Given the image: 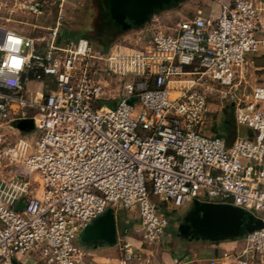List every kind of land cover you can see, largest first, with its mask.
<instances>
[{
  "label": "built area",
  "instance_id": "1",
  "mask_svg": "<svg viewBox=\"0 0 264 264\" xmlns=\"http://www.w3.org/2000/svg\"><path fill=\"white\" fill-rule=\"evenodd\" d=\"M219 5L215 17L198 8L168 26L155 13L135 46L107 49L64 39L60 18L43 36L0 25V43L6 31L33 42L18 84L6 69L0 75V264H145L128 240L117 239L116 258L101 262L78 238L120 206L153 244L168 227L165 211L194 199L263 223L208 264H264V86L255 77L264 0ZM6 59L0 52V68ZM223 108L245 129L229 144L204 133ZM24 118L33 130L16 128Z\"/></svg>",
  "mask_w": 264,
  "mask_h": 264
},
{
  "label": "rangeland",
  "instance_id": "2",
  "mask_svg": "<svg viewBox=\"0 0 264 264\" xmlns=\"http://www.w3.org/2000/svg\"><path fill=\"white\" fill-rule=\"evenodd\" d=\"M0 0V25L14 28L22 33H30L35 36H43L46 34L48 27L53 25L56 19L60 18L61 22V35L64 39L74 38L76 36H86L90 39L93 46L103 48L110 46L115 42H121L126 45L135 46V39L137 33L135 31L118 32L112 29L107 21V17L104 13V0H66L61 6L58 3H53L51 0ZM220 0H199V2L193 1L192 10L202 6H209L212 4V8L215 9L216 2ZM35 2L38 5H35ZM36 7V8H35ZM181 8L177 7L168 12L164 17V24L172 25L174 22L180 19H185L192 14L190 11L187 15L182 16L180 14ZM186 14V13H184ZM257 77V76H255ZM259 77V76H258ZM262 79V81H261ZM259 78V83L264 86V79ZM101 105L114 107L116 102L113 100L98 101ZM211 123L205 128L204 133L220 134L226 138L228 144L238 134H243L245 129H237L233 120L231 110L223 108L222 113L213 114L211 116ZM30 139H34V132L28 133ZM163 208V205L160 206ZM115 217L117 218V227L120 230V236L122 233L127 232V224L136 221L135 212L127 209H123L120 206L114 207ZM194 206L193 203H187L183 207L165 211L168 223H177V226L182 223L183 220L180 216L190 217L193 215ZM130 222V223H129ZM188 223L181 224L179 229H188ZM183 238L196 237L199 234L191 233L189 231H182ZM125 234V233H124ZM234 239L230 237L228 239ZM94 248V246H92ZM116 248V246H115ZM108 250H106L107 252ZM105 252V253H106ZM104 253V252H101ZM27 264H41L38 262Z\"/></svg>",
  "mask_w": 264,
  "mask_h": 264
},
{
  "label": "water",
  "instance_id": "3",
  "mask_svg": "<svg viewBox=\"0 0 264 264\" xmlns=\"http://www.w3.org/2000/svg\"><path fill=\"white\" fill-rule=\"evenodd\" d=\"M182 0H109V11L112 24L123 30L130 27H141L149 18L166 8L176 5ZM134 98L130 99L133 102ZM22 132L33 130V121L30 118L19 120L15 124ZM20 199L16 209L23 205ZM194 206L193 215L186 223L192 233H197L196 238L202 237L209 241H219L230 237H240L245 232H251L263 226L261 219L253 216L240 207L227 203L192 200ZM79 244L85 249L94 250L100 244L115 246L117 243V229L115 213L108 208L102 215L92 220L81 232ZM94 246V248L92 247ZM12 264H19L12 260Z\"/></svg>",
  "mask_w": 264,
  "mask_h": 264
},
{
  "label": "crops",
  "instance_id": "4",
  "mask_svg": "<svg viewBox=\"0 0 264 264\" xmlns=\"http://www.w3.org/2000/svg\"><path fill=\"white\" fill-rule=\"evenodd\" d=\"M193 1L199 2V0H182L176 5L163 9L156 14L164 19L168 12H171L172 9L177 7H183L180 11L182 16L187 15L190 11L194 13L196 9H194V11L192 10L194 4H192ZM220 1L227 2L230 0ZM216 5L215 9L212 8V4L209 6L203 5V7L200 6L198 8L202 9L205 15L215 17L219 11V1L218 3L216 2ZM139 28H133L130 31L133 30L137 32ZM255 63L258 67L256 78L258 80L259 78L264 79V55H258L255 58ZM211 134L214 133L211 131ZM135 217L136 221L129 222L130 224H127V232H124L125 234L122 233L121 236L116 222L117 239L130 241L136 248V254L145 260V264H208L209 259L217 256L223 249L232 248L237 244L236 241L238 240L237 238H232L219 241H209L202 237H199L198 239L183 238L178 230L179 225L177 226V223L174 224V222H169L168 227L165 229V235L159 241L153 244H144L140 235L134 231V228L138 223V217L136 214ZM188 218L189 217L180 216V219L183 220L180 224H183ZM115 219L117 220L116 217ZM106 250L108 251L106 252ZM93 251L96 259L101 262L115 259L118 254L117 247L115 248V246L107 245L105 243L96 246ZM31 263H33V261H31ZM133 264H136V262H133Z\"/></svg>",
  "mask_w": 264,
  "mask_h": 264
},
{
  "label": "clouds",
  "instance_id": "5",
  "mask_svg": "<svg viewBox=\"0 0 264 264\" xmlns=\"http://www.w3.org/2000/svg\"><path fill=\"white\" fill-rule=\"evenodd\" d=\"M32 44V40L25 36L18 35L13 31L5 32L3 42L0 43V52H4L7 59L3 68H0V75H3L6 69L7 73L16 77V80H9L8 83L18 84V73L31 59V53H22L25 48H31Z\"/></svg>",
  "mask_w": 264,
  "mask_h": 264
},
{
  "label": "trees",
  "instance_id": "6",
  "mask_svg": "<svg viewBox=\"0 0 264 264\" xmlns=\"http://www.w3.org/2000/svg\"><path fill=\"white\" fill-rule=\"evenodd\" d=\"M104 13H105V15H106V17H107V21H108V24H109V26L112 28V29H114L115 31H118V32H124V31H130L131 29H133V28H139V27H136V26H134V27H130V28H127V29H125V30H123V29H121V28H118V27H115L113 24H112V20H111V14H110V11H109V5H110V3H109V0H104ZM80 36V35H79ZM76 37H78V36H76ZM84 37H86V36H84ZM104 49H107L108 48V46H105V47H103ZM222 136V135H221ZM235 238H238V237H235ZM234 238V239H235Z\"/></svg>",
  "mask_w": 264,
  "mask_h": 264
},
{
  "label": "flooded vegetation",
  "instance_id": "7",
  "mask_svg": "<svg viewBox=\"0 0 264 264\" xmlns=\"http://www.w3.org/2000/svg\"><path fill=\"white\" fill-rule=\"evenodd\" d=\"M184 223H186V222H184ZM184 223H183V224H184ZM180 225H181V224H179V226H180ZM179 226H178V230H179L180 233H181V230H182V229H179V228H180ZM182 231H189V229H183ZM181 234H182V233H181ZM181 236H182V235H181Z\"/></svg>",
  "mask_w": 264,
  "mask_h": 264
}]
</instances>
